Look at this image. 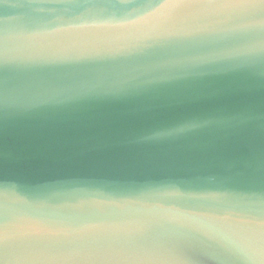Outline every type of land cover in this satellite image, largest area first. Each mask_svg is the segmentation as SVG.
<instances>
[{"label":"water","instance_id":"1","mask_svg":"<svg viewBox=\"0 0 264 264\" xmlns=\"http://www.w3.org/2000/svg\"><path fill=\"white\" fill-rule=\"evenodd\" d=\"M0 264H264V0H0Z\"/></svg>","mask_w":264,"mask_h":264}]
</instances>
